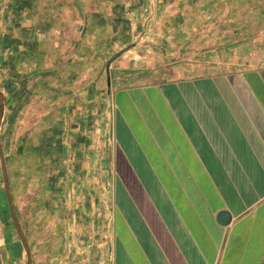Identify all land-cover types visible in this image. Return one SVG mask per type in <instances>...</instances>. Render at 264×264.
<instances>
[{
    "label": "crops",
    "instance_id": "1",
    "mask_svg": "<svg viewBox=\"0 0 264 264\" xmlns=\"http://www.w3.org/2000/svg\"><path fill=\"white\" fill-rule=\"evenodd\" d=\"M0 92L31 264L263 263L264 0H0Z\"/></svg>",
    "mask_w": 264,
    "mask_h": 264
},
{
    "label": "water",
    "instance_id": "2",
    "mask_svg": "<svg viewBox=\"0 0 264 264\" xmlns=\"http://www.w3.org/2000/svg\"><path fill=\"white\" fill-rule=\"evenodd\" d=\"M134 46V42L125 46L124 48L120 49L118 52H116L114 55H112L106 62V77H107V82L110 81V74H109V66L112 63V61H114L118 56H120L122 53L126 52L127 50H129L130 48H132ZM3 95L0 92V124H1V120H2V114H3V110H4V101H3ZM0 164H1V170H2V178H3V190H4V194H5V199L7 202V206H8V210H9V215L11 217V221L13 223V226L15 228V231L17 233V236L20 240V243L22 245V248L24 250L25 253V258H26V262L25 264H31V254H30V249L26 240V237L22 231V228L17 220V216L16 213L14 211L13 208V203H12V199L10 196V192H9V186H8V179H7V173H6V165H5V159H4V155L2 152V148H1V143H0ZM231 220V216L230 214L225 211V210H221L217 213L216 215V221L218 224L220 225H227L229 224ZM264 264V261L263 263Z\"/></svg>",
    "mask_w": 264,
    "mask_h": 264
},
{
    "label": "trees",
    "instance_id": "3",
    "mask_svg": "<svg viewBox=\"0 0 264 264\" xmlns=\"http://www.w3.org/2000/svg\"><path fill=\"white\" fill-rule=\"evenodd\" d=\"M3 193V200L1 202V205L3 206L2 209H0V214L6 215L7 218H9V210H8V206H7V202L5 199V195L4 192L2 190ZM8 230L5 231V233L2 235V237H0V245H6V250L7 253L11 256H18L20 254V252L23 250V248L21 247V244L19 242L13 243L11 241V235L9 232H7Z\"/></svg>",
    "mask_w": 264,
    "mask_h": 264
},
{
    "label": "rangeland",
    "instance_id": "4",
    "mask_svg": "<svg viewBox=\"0 0 264 264\" xmlns=\"http://www.w3.org/2000/svg\"><path fill=\"white\" fill-rule=\"evenodd\" d=\"M131 44V43H130ZM137 44V42L135 41L134 42V46ZM129 45V44H128ZM127 46V45H126ZM133 46V47H134ZM0 174H1V176H2V170H1V164H0ZM1 179H2V181H3V178L1 177ZM3 183V182H2ZM3 193H0V199L2 200L3 199ZM10 216V215H9ZM17 216V215H16ZM19 218L21 219V217H17V220H18V222H19V224H20V221H19ZM10 219H11V217H10ZM12 222V221H11ZM12 225H13V223H12ZM9 226H10V223H9ZM3 223H0V230H2L3 229ZM11 230L14 232V234H15V236H17V233H16V231H15V228H14V226H13V228H11ZM22 231H23V229H22ZM2 237V236H1ZM18 237V236H17Z\"/></svg>",
    "mask_w": 264,
    "mask_h": 264
}]
</instances>
